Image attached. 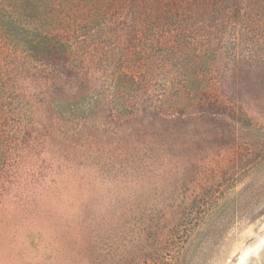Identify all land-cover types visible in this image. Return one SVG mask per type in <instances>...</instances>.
I'll use <instances>...</instances> for the list:
<instances>
[{"label": "rangeland", "instance_id": "1", "mask_svg": "<svg viewBox=\"0 0 264 264\" xmlns=\"http://www.w3.org/2000/svg\"><path fill=\"white\" fill-rule=\"evenodd\" d=\"M215 31L182 65L115 64L113 30L82 78L29 73L0 118V264H236L264 239V18ZM196 71L219 111H182Z\"/></svg>", "mask_w": 264, "mask_h": 264}, {"label": "trees", "instance_id": "2", "mask_svg": "<svg viewBox=\"0 0 264 264\" xmlns=\"http://www.w3.org/2000/svg\"><path fill=\"white\" fill-rule=\"evenodd\" d=\"M250 17L264 18V0H0V118L23 103L32 83L29 73L39 71L45 80L49 74L82 78L84 72L76 67L78 44H86L83 52L93 57L101 34L120 33L123 42L107 48L114 51L115 64L122 61L129 68L137 64L149 72L152 60L165 64L167 55L182 65L187 54L197 56L202 37L215 35L216 27ZM211 48L207 45L205 50ZM196 73L200 83L182 111L191 108L194 100L200 105L194 108L198 112L219 111L218 88ZM118 75L122 81L137 82L127 70ZM89 96L96 97L86 96L85 103ZM174 106L178 108L177 103ZM1 158L6 159L2 150Z\"/></svg>", "mask_w": 264, "mask_h": 264}, {"label": "water", "instance_id": "3", "mask_svg": "<svg viewBox=\"0 0 264 264\" xmlns=\"http://www.w3.org/2000/svg\"><path fill=\"white\" fill-rule=\"evenodd\" d=\"M263 245H264V239L256 247L252 248L251 250L245 251L241 256L239 262L236 264H245V261L249 256L258 255V252L263 247Z\"/></svg>", "mask_w": 264, "mask_h": 264}]
</instances>
